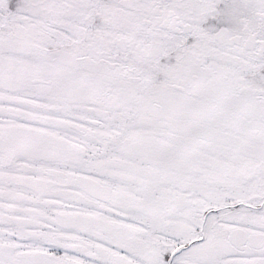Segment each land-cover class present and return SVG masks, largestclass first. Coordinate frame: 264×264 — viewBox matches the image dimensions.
Here are the masks:
<instances>
[{"label": "snow or ice", "instance_id": "snow-or-ice-1", "mask_svg": "<svg viewBox=\"0 0 264 264\" xmlns=\"http://www.w3.org/2000/svg\"><path fill=\"white\" fill-rule=\"evenodd\" d=\"M0 264H264V0H0Z\"/></svg>", "mask_w": 264, "mask_h": 264}]
</instances>
